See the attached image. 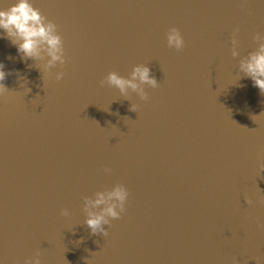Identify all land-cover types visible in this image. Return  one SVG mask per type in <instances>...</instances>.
<instances>
[{"label":"water","instance_id":"water-1","mask_svg":"<svg viewBox=\"0 0 264 264\" xmlns=\"http://www.w3.org/2000/svg\"><path fill=\"white\" fill-rule=\"evenodd\" d=\"M33 6L65 62L45 71L46 56L0 38V262L264 264V93L239 69L264 36V0ZM171 27L182 49L167 46ZM137 64L158 84L139 85L145 99L101 85ZM115 184L124 211L91 233L84 197Z\"/></svg>","mask_w":264,"mask_h":264},{"label":"clouds","instance_id":"clouds-1","mask_svg":"<svg viewBox=\"0 0 264 264\" xmlns=\"http://www.w3.org/2000/svg\"><path fill=\"white\" fill-rule=\"evenodd\" d=\"M3 5L4 0H0V38H8L15 45L16 51L22 54V59L41 60L46 56L47 59L43 64L45 71L57 63L64 64L63 42L57 32V25L51 20L46 22V18L41 15L39 9L33 6V0H10L7 6ZM256 38L261 41L258 49L250 52L245 59H241L239 69L250 79L252 86L256 87L260 93H264V36L257 35ZM166 43L168 47L177 50L184 47V39L177 28L168 29ZM232 43L231 54L236 56V40L233 39ZM6 75L8 73L0 62V94L6 89L3 84ZM62 76V72L55 74L57 80ZM100 83L101 85L107 83L121 94H126V91L131 89L139 94L140 99H145L146 93L139 85L146 84L153 88L158 85L156 79L150 75V69L144 64L133 66L129 77H123L116 71H109ZM29 90L25 88L26 92ZM135 109V104L130 106V110ZM109 171L110 169H105V172ZM127 197L128 191L123 184H115L111 189L97 191L93 197H84L86 212L84 223L90 232L106 234L103 225L109 224V218L120 216V213L124 211ZM97 208L98 211H93ZM61 215H69L68 210L62 209ZM25 264H41L39 255L26 259Z\"/></svg>","mask_w":264,"mask_h":264}]
</instances>
